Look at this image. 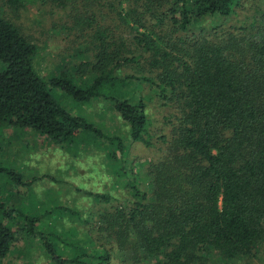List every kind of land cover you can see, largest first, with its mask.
<instances>
[{"label":"trees","instance_id":"trees-1","mask_svg":"<svg viewBox=\"0 0 264 264\" xmlns=\"http://www.w3.org/2000/svg\"><path fill=\"white\" fill-rule=\"evenodd\" d=\"M237 1L0 0V129L28 128L67 147L103 137L128 192L84 190L104 204L85 215L56 202L39 212L15 191L21 172L0 161V264L13 248L25 255L38 249L49 264H207L257 255L264 241V26L258 37L244 25L219 27ZM33 2L80 34L82 59L73 69L45 77L34 68L36 44L13 16ZM143 83L168 110V129L156 138L147 95L137 89ZM50 86L80 102L105 98L130 140L159 144L144 183L119 163L127 149L121 137L65 109ZM57 216L81 226L56 223Z\"/></svg>","mask_w":264,"mask_h":264},{"label":"rangeland","instance_id":"rangeland-1","mask_svg":"<svg viewBox=\"0 0 264 264\" xmlns=\"http://www.w3.org/2000/svg\"><path fill=\"white\" fill-rule=\"evenodd\" d=\"M13 16L22 31L35 42L33 65L45 77L56 75L65 69L71 70L82 59L77 52L84 45L80 40V34L76 29L70 30L66 24L64 27L60 26L58 13L50 12L45 4L26 3L25 7L18 9ZM223 17L220 16L219 21ZM67 22L70 23L69 20ZM220 25L219 27L227 28L244 25L246 33L255 37L260 36L261 29H255L264 26V0H238L235 12ZM75 77L79 80L77 75ZM137 89H140L139 93L147 95L145 109L150 116V132L152 137L156 138L157 134L168 129V122L165 120L168 110L159 106L154 97H148L152 92L147 85L143 83ZM50 93L71 113L84 116L108 134L119 135L127 146L119 163L122 162L128 172L133 167L144 183L146 180L144 166L147 159L161 153L158 143L145 147L138 141L130 140L127 125L105 98L94 97L90 101L80 102L58 86H50ZM108 146L107 140L99 136L96 137V141H82L76 146L67 147L51 144L28 128L0 129V161L12 165L21 172L24 183L17 185L15 191L23 196L27 208L30 207L32 210L34 206L39 212L53 206L54 202L77 208L83 215L88 210H97L104 205L102 202H94L84 190L91 193L107 192L117 198L128 196L124 183L126 175H117L112 171L106 154ZM116 155L119 156V152H116ZM141 160H144L142 166L136 169V162ZM5 192L7 193V190ZM13 200H17V196H12L7 203H12ZM61 221L66 226L70 224L78 228L81 226L75 219L68 220L66 217L57 216L55 222ZM18 246H23L21 240ZM31 250L29 255H25V250L19 252L13 248L2 258L1 264L50 263L47 255L40 253L38 249ZM207 264H264V241L255 257L220 262L208 261Z\"/></svg>","mask_w":264,"mask_h":264}]
</instances>
